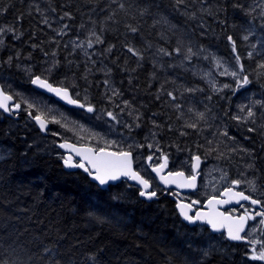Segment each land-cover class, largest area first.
<instances>
[{
  "label": "trees",
  "instance_id": "trees-1",
  "mask_svg": "<svg viewBox=\"0 0 264 264\" xmlns=\"http://www.w3.org/2000/svg\"><path fill=\"white\" fill-rule=\"evenodd\" d=\"M262 6L264 0H0V84L21 108L17 118L0 112V261L264 264L250 259L248 244L185 225L169 193L147 202L125 181L102 190L83 171H65L57 144L77 140L64 116L91 122L92 115L30 86L40 77L68 89L95 110L99 128L100 112L111 113L114 127L140 146L139 152L125 149L143 158L154 147L151 135L170 159L214 154L231 175L243 177L240 167L249 166L262 184L264 133L257 122L233 118V80L224 79L230 89L213 91L192 71L214 54L248 77L249 91L263 94ZM45 103L62 113L52 117ZM35 115L49 122L46 135L31 121Z\"/></svg>",
  "mask_w": 264,
  "mask_h": 264
},
{
  "label": "snow or ice",
  "instance_id": "snow-or-ice-1",
  "mask_svg": "<svg viewBox=\"0 0 264 264\" xmlns=\"http://www.w3.org/2000/svg\"><path fill=\"white\" fill-rule=\"evenodd\" d=\"M115 2V0H114ZM178 4L183 3V0H176ZM120 8H124V4H120ZM144 13L141 12V15ZM67 15V14H66ZM261 15L264 16V6L261 8ZM10 30V29H9ZM130 31L135 33L137 29L135 27H130ZM230 41L232 40L231 37L228 38ZM245 39H248V36H245ZM97 42H102L100 40V37H96ZM89 47H91V41H89ZM128 52L132 53L134 56H140V53L133 49L132 47H128ZM111 51V49H109ZM161 52H164L163 49L160 50ZM179 52V49L176 50ZM233 51H235V43L233 42ZM165 55H170L168 52H164ZM194 53L192 52V49H188V55H193ZM249 56H251V53H249ZM237 63H239L240 57H236ZM261 68H264V64L260 65ZM240 71H243V66L241 65ZM223 74H228L231 75L234 79L237 78V72L232 71L229 72L228 69L226 68L224 70ZM33 84H37L38 86L42 88H47L48 91L55 92L57 95H62L63 97L67 96V90L66 89H60V88H53L51 85H49L45 80H42L40 77H36L34 80H32ZM250 83L249 79L247 76H244L242 78V82L240 79H237V85L242 87L243 85H247ZM224 88H229L230 85L225 84L223 86ZM189 91H192L189 89ZM169 96H172V93H168ZM12 99V96L6 95L3 90H0V108H2L5 112H12L13 108L14 109H19L20 104L17 103L13 106V108H10L7 101H10ZM175 99V97H173ZM70 103H75V101H69ZM256 105L264 107V102L261 101H256ZM83 107V105H81ZM179 107V105H177ZM247 107V106H245ZM32 105L28 104V109H31ZM93 109L91 107L88 108V111L91 112ZM241 111H244V107L241 108ZM29 115H32L31 112H29ZM109 116L112 114L109 113ZM200 118L203 119V113L199 114ZM255 116L254 111L251 108H248L247 111V118H252ZM234 119L239 120V117H233ZM33 119L36 120V122L40 125L41 130H47L46 125L42 120V117L40 115H35L33 116ZM252 123H255V120H252ZM187 127H192L195 128V124H188ZM261 127H264L262 125ZM254 128H248L249 132L254 131ZM55 134V133H54ZM183 134V133H182ZM227 135V133H225ZM61 148H64L66 146L71 147L66 144H60L59 145ZM151 147V145H149ZM73 150L76 152V155L81 157L80 162H72L71 157H68L65 159L64 163L67 167H72V168H82L86 172H88L89 175L93 177L94 180H97L101 185H104L108 183L110 180H117L120 177H127L129 179L135 180L137 183L142 185L143 189L140 191V195L142 197H147L148 199H151L152 197L156 196L155 191H147L151 186L149 184V181L147 179H144L138 172L134 171L132 168V153L130 151H118V152H105L103 148L99 149V155H92L93 149L91 148H73ZM159 151V149H157ZM152 157L149 156L148 160L151 161ZM193 159L196 161L192 165V171L193 174L189 176H185L184 172L178 171V172H169L168 177L172 178H180L182 183H178L175 179L169 180L168 177L161 176V180L168 184V183H177L178 187H188V188H195V182H196V175L195 171L199 167V161L200 157L199 156H194ZM85 161L87 164L91 166L92 170H89L88 167L85 166ZM167 167V157H164V163L159 165L158 167H153L152 171L156 172L157 174H160V172ZM241 183L239 180H233L232 184L238 186ZM250 184V190L255 192L257 191L256 185L254 182H249ZM224 195L229 196L230 199L235 198L236 203H239L241 200H246L249 201L252 205H260L262 209H264V202L254 199L250 197L249 195H245L243 191H238L234 192L231 188H228L224 193ZM228 203V200L224 201H213L209 200L208 203L209 205L213 203ZM193 203H196V201H193ZM178 208L180 209V214L183 216L185 220H187L189 223H196L197 221H201L202 223H207L211 225L213 231H219L221 227L225 226V222L229 221L230 223L227 224V236L228 239L234 240V241H239L244 239L240 235L241 232L244 231L245 227V222L247 219H254L255 216H260L264 217V210L261 211H255L254 215L250 216L248 214V209H245V214L241 217H239L238 220H233L232 217L230 216H225L223 213H217L215 215L209 214L205 215L203 213L197 212L195 213L194 216L189 215L188 212L191 210V205H185V204H178ZM187 209L188 211H185ZM260 224L264 225V219H261L259 221ZM248 243L252 244L253 247L251 249L252 255L250 256V259L252 260H259V261H264V241H259V240H250ZM259 244L260 248L259 250L256 249L255 245ZM92 259H95L94 257ZM0 264H9L7 260L0 261ZM15 264V262H13ZM56 264H59V262H56Z\"/></svg>",
  "mask_w": 264,
  "mask_h": 264
},
{
  "label": "rangeland",
  "instance_id": "rangeland-1",
  "mask_svg": "<svg viewBox=\"0 0 264 264\" xmlns=\"http://www.w3.org/2000/svg\"><path fill=\"white\" fill-rule=\"evenodd\" d=\"M3 33L4 31L0 29V43L3 39ZM226 68L229 72H237V69L234 65L225 62L220 57L212 54L205 67H196V69H192V71L202 77L213 91H224L227 88H224L223 86L229 83H227L224 79L233 80L235 85V95L232 102L234 103L233 107L236 113V117H239L240 122H251L252 120H255V122H257V125L260 126L261 131H263L264 133V127H261L262 125H264V107L256 105V101L264 102V93L255 94L252 91H249L248 85H243L242 87L238 86L237 79H240L242 82V76L237 72V78L234 79L231 75L223 74ZM230 87L232 86L230 85ZM39 103L43 104L42 102ZM45 106L51 112L52 117L59 116V113H62L61 110L58 109L57 105L45 103ZM242 107H244V111H241ZM248 108H251L254 111V117L247 118ZM99 115L103 117V130L100 129V131H95L93 130V128L99 125L97 121L92 120L89 124H86L84 120L81 122L80 119H76L70 117V115L65 114L64 119L66 120L67 131L71 133L78 141H80L82 138L90 142H94L101 147L109 146L111 148H125L128 145L132 146L135 152L140 151V146L137 145L136 142L131 141L129 138H119L120 132L119 128L114 127V118L109 115L107 116L106 114H103L101 112ZM100 126L102 127V123ZM126 128L129 129V127L127 126ZM213 128L214 130H216V127ZM151 149L152 152L156 154L158 147H153ZM178 163L185 167H191V159L190 161L187 159H179ZM240 169L242 171L243 177H239L236 173L231 175L230 171L228 169L224 170L216 160H214L213 166L207 164L205 169V178L203 181L204 185L202 195H208L217 192L222 186L226 185L230 179L231 181H241L239 186L244 187L249 191H251L249 182H254L257 188V191H255L254 193L259 195L262 194L264 196V180L262 181V184H260V178L258 179L255 176L256 174L252 172V169L249 166L246 167L245 165H243L240 167ZM263 177L264 174L262 175V179ZM260 220L261 219L257 216L253 219L252 225L250 227V234L252 237L251 240L264 241V225L259 223ZM247 240L249 241V239ZM250 247L252 248L253 245L251 244ZM255 247L258 250L260 248V245L256 244Z\"/></svg>",
  "mask_w": 264,
  "mask_h": 264
},
{
  "label": "water",
  "instance_id": "water-1",
  "mask_svg": "<svg viewBox=\"0 0 264 264\" xmlns=\"http://www.w3.org/2000/svg\"><path fill=\"white\" fill-rule=\"evenodd\" d=\"M35 78L36 77H33L32 80H34ZM32 80L30 82V86L35 91H37L38 93H40V94H42V95H44V96H46L48 98H52L55 102L59 103L60 105L66 107V108L83 109V107H81L82 103L79 102V101H77V100H74L72 98L71 93H70V91L68 89H66L67 90V96L66 97H63L62 95H57L55 92L48 91L47 88H42V87L38 86L37 84H33L32 83ZM42 80H44V79H42ZM46 82L49 85H51L48 81H46ZM51 86L53 88H60V87H56V86H53V85H51ZM60 89H65V88H60ZM0 90H3L1 84H0ZM5 94L6 95H10V94H7V93H5ZM70 100L71 101H75V103H70L69 102ZM7 103H8V105H9L10 108H13V106L15 104H17V102L15 101V99L13 97H12V99L10 101H7ZM19 110H20V108L19 109H14L13 108V111L12 112H5L2 108H0V112L3 113L5 116H11L12 114H17L19 112ZM14 118H17V116L15 115ZM42 120H43V122L46 125V129L48 130L50 128L49 122L46 119H44V118H42ZM31 121L35 124V126L37 127V129L40 131V133L42 135H46L47 130L46 131L45 130H41L40 125L36 122L35 119L31 118ZM60 144H66V145H69L71 147L66 146L64 148H61L59 146ZM57 148H58V150L63 155H66L65 159H67L68 157H71L72 162H75V160L78 161V162L81 161V157L78 156V155H76V152L73 150V148H82V149L83 148H91V149L94 150L93 153H91L92 155H99V150H96L93 147L86 146V145H83V146L82 145H77V144H74V143H72L70 141H61V142H59L57 144ZM104 150H105V152H115V151L108 150V149H104ZM65 159L62 162V165H63V168H64L65 171H67V172H73L76 169H80V170L84 171L88 175L90 181L92 183H94L95 185H97L102 190H105L108 186L115 185V184H117V183H119L121 181H127L129 184L134 185L135 187H137L140 191L144 190L143 187H142V185H140L139 183H137L135 180L129 179L127 177H120L117 180H110V181H108V183H106L104 185H101L97 180H94L93 177L91 175H89L88 172H86L84 169H82V168L67 167L65 165V163H64ZM132 160H133V154H132ZM163 163H164V160H163V162H161V164H163ZM194 163H196V161L192 158L191 159V169H192V165ZM85 166L88 167L89 170H92L91 169V166L89 164H87L86 161H85ZM201 167H202V160L200 158L199 167L195 171V175H196L195 188L178 187L177 186V183H168V184L164 183L161 180V176L168 177V173H166V167L160 172V174H157L156 172H153V174H154L155 178L157 179V182H158L159 186H161V188H163L165 191L174 190V191H177V192L182 193V194H189V193L193 194V193L197 192V190L199 188V178L201 176V174H200ZM132 168H133L134 171H136L135 170V167H134V161L132 163ZM184 174H185V172H184ZM192 174H193V171H192ZM185 176L187 177L186 174H185ZM168 178H169V180L175 179L178 183H182L181 179L178 178V177L177 178L168 177ZM150 186H151V184H150ZM227 189L228 188L224 189L221 192V194L219 195V197H210L205 202V204L203 205V208L200 209V210H196L195 209L196 206H197L196 203H189V202H186V201H182V200L178 199L177 197H175V196H173L171 194L169 195V198L175 203V210H176L178 216L184 222L185 225H187L189 227H194V226H197V225H199V226H205L212 235L223 234L224 237H225V240L227 242H229V243H232V244H247L248 243V240L246 238H244L242 240H239V241H234V240L228 239V236H227V224L230 223L229 221H226L225 222V226L224 227H221L219 231H213L211 225H209L207 223H202L201 221H197L196 223H189L180 214V209L178 208V204H185V205H191V210L188 212V214L189 215H192V216H194L195 213H197V212L203 213L206 216L209 215V214L215 215L217 213H223L225 216L232 217L233 220H238L239 217L243 216L244 214H242V215H231L230 213H226L225 210H227V209H233V208H238V207H240L243 204H249L254 209H258L260 207V205H252L249 201H246V200H241L239 203H236L235 198L230 199L229 196H226V195L223 194ZM231 189L234 192H238L237 190H235L232 187H231ZM147 191L151 192L152 191V186ZM245 195H247V194H245ZM140 198L143 199V200H145V201H147V202H150V201L154 200L156 198V196L152 197L151 199H148L147 197H142L140 195ZM210 199L213 200V201H224V200H228L229 202L228 203H215L214 202L213 204L209 205L208 201ZM185 211H188V210L185 209ZM248 228H249V220L247 219L246 222H245L244 231L240 233V235L242 237L245 236V234L247 233Z\"/></svg>",
  "mask_w": 264,
  "mask_h": 264
},
{
  "label": "flooded vegetation",
  "instance_id": "flooded-vegetation-1",
  "mask_svg": "<svg viewBox=\"0 0 264 264\" xmlns=\"http://www.w3.org/2000/svg\"><path fill=\"white\" fill-rule=\"evenodd\" d=\"M1 78H3V76H0ZM88 108H89V106H83V111L86 113V114H91L92 115V117H90L92 120H94L95 119V117L93 116V114L95 113V110L93 109L91 112H89L88 111ZM71 109V108H70ZM74 110H76V109H74ZM99 121H100V123H102V127H96L95 129H93V130H95V131H100V129H102L103 130V122H102V120H103V117H101V119H98ZM86 124H89L90 123V121H87V120H85L84 121ZM119 123L120 124H122V125H124L125 126V123L124 122H120L119 121ZM244 123H246V122H244ZM110 124V123H109ZM192 130H194V129H192ZM120 131H122V130H120ZM119 131V132H120ZM221 133V132H220ZM220 135V134H219ZM218 135V136H219ZM218 136L217 135H214V138L213 139H218ZM125 137H128L129 139H131V137H130V135L129 134H125V135H123V134H119V138H125ZM151 137V138H150ZM150 137L149 136H147V141H149V145L151 144V145H153L155 148H157V144H156V139H155V137H152L151 135H150ZM132 141V140H131ZM74 143H77L78 145L80 144V145H86V146H91V147H94L95 149H97V150H99V149H101V148H103V149H112V150H117V152L118 151H121V150H124V151H127L125 148H123V147H117V148H111V147H109V146H104V147H101V146H99V145H97V144H95L94 142H90V141H88V140H85V139H82L81 138V140L80 141H78L77 140V142H74ZM156 145V146H155ZM229 145V144H228ZM224 148L225 149H227L228 147H226V146H224ZM218 152L221 150V149H216ZM197 151H193V155L191 156V158L192 157H194V156H199V155H197L198 153H196ZM62 156H63V158H65L66 157V155H63L62 154ZM149 156H151L152 157V159H151V161H149L148 160V157ZM149 156L147 155V157L146 158H143L142 156H141V154H134L133 153V161H134V167H135V170L140 174V175H143V176H145V177H148L149 178V183L151 184V186H152V191H155L156 192V196L159 194V193H162V195L163 196H165L166 194H168L169 193V195L170 194H172V195H174V196H176L177 198H179L180 200H183V201H186V202H190V203H193V201H196V204H197V206H196V210H200V209H202L203 208V205L205 204V202H206V200L208 199V198H210V197H219V195L221 194V192L224 190V189H226V188H231V187H234L237 191H243L244 193H246V194H248L249 196H251L252 198H254V199H258V200H260V201H262V202H264V196L261 194V195H259V194H255L254 192H252V191H249V190H247L246 188H244V187H241V186H236V185H233L232 184V181L229 179V181H228V183L226 184V185H224V186H222L217 192H215V193H212V194H208V195H202L203 193V185H204V183H203V181H204V178H205V169H206V165L207 164H210V166H213L214 165V160H216L218 163H219V161L216 159V155H210L208 158H206V157H203V156H199L200 158H201V160H202V168H201V176H200V178H199V188H198V190H197V192H195V193H193V194H191V193H189V194H180V193H178V192H176V191H174V190H168V191H165L163 188H161V186H159V184H158V182H157V179L155 178V176H154V174H153V171H152V168L153 167H157V166H159V164L161 163V162H163V160H164V157L166 156L167 157V167H166V173H169V172H178V171H182V170H180L178 167H176V162H178L179 161V159H183L182 158V156H175L173 159H170V157H172V156H169V155H167L165 152H162V151H156V154L154 153V152H152V149H150L149 150ZM190 158V159H191ZM176 161V162H175ZM75 162H78V161H76L75 160ZM136 162V163H135ZM222 167H223V169L225 170V169H227V168H225L221 163H219ZM186 170L187 171H184L185 172V174H187L188 176L189 175H191V168H189V167H187L186 168ZM151 181V182H150ZM122 182V181H121ZM264 188V187H263ZM263 190V189H262ZM263 194H264V192H263ZM248 209V214L250 215V216H252V215H254V212L255 211H261V210H264V209H262L261 208V206L258 208V209H254V208H252L251 207V205H249V204H244V205H241L240 207H238V208H233V209H227V210H225V212L226 213H230L231 215H242V214H245V209ZM256 217V216H255ZM257 217H259L260 219H264V217H260V216H257ZM249 220V226L251 227V225H252V222H253V219H248ZM250 227H249V229H248V231H247V233L245 234V238H247V239H249V241L251 240V234H250ZM248 245H250L251 246V244L250 243H248Z\"/></svg>",
  "mask_w": 264,
  "mask_h": 264
},
{
  "label": "bare ground",
  "instance_id": "bare-ground-1",
  "mask_svg": "<svg viewBox=\"0 0 264 264\" xmlns=\"http://www.w3.org/2000/svg\"><path fill=\"white\" fill-rule=\"evenodd\" d=\"M31 82V81H30ZM16 101V100H15ZM21 109V108H20ZM15 115V114H14ZM77 144V143H76ZM80 145V144H79ZM83 145V144H82ZM89 146V145H88ZM91 147V146H90ZM94 148V147H93ZM64 159V158H63ZM136 163V162H135ZM202 168V167H201ZM144 178V177H143ZM151 182V181H150ZM153 189V188H152ZM251 197V196H250ZM244 205V204H243ZM252 207V206H251ZM250 225V224H249ZM250 227V226H249ZM249 229V228H248ZM209 231V230H208Z\"/></svg>",
  "mask_w": 264,
  "mask_h": 264
}]
</instances>
